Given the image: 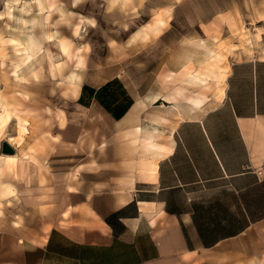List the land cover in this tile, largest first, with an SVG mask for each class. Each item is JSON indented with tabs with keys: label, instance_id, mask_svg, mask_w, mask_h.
<instances>
[{
	"label": "crops",
	"instance_id": "1",
	"mask_svg": "<svg viewBox=\"0 0 264 264\" xmlns=\"http://www.w3.org/2000/svg\"><path fill=\"white\" fill-rule=\"evenodd\" d=\"M214 4L211 14L230 19L223 31L233 30L231 41L222 39L233 43L225 96L191 113L166 92L143 91L121 120L94 102L91 143L102 144L103 164L89 173L115 176L108 180L0 166V264H233V244L256 237L264 245V0H233L232 12ZM215 43L199 40L197 55L167 68L197 67ZM154 128L155 142L171 152L140 151ZM55 139L40 159L56 157ZM146 165L155 178L142 177Z\"/></svg>",
	"mask_w": 264,
	"mask_h": 264
},
{
	"label": "rangeland",
	"instance_id": "2",
	"mask_svg": "<svg viewBox=\"0 0 264 264\" xmlns=\"http://www.w3.org/2000/svg\"><path fill=\"white\" fill-rule=\"evenodd\" d=\"M215 1L42 0L39 6L35 0H0V112L3 104L12 112V121L0 141V166L13 168L4 163L3 142L11 140L15 155L21 158L28 150L37 156L39 151H48V141L54 136L56 157L41 159L48 170L50 166L66 168L75 172L80 182L115 177L89 173L103 164V149L100 142L91 143L94 118L89 112L94 102L89 108L80 104L84 86L99 88L114 76L131 97L155 89L166 92L164 98L175 96L177 108L183 106L191 113H195L191 98L204 95L207 101L221 100L233 85L229 79L233 63L227 58L233 43L227 46L228 41L222 39L231 41L233 30L223 31L230 21L226 15L211 14L218 11ZM217 2L231 8L227 12L233 11V0ZM158 15L164 24L147 31L146 25L154 23ZM200 19L206 28H198ZM29 36L41 48L31 60L24 57ZM204 39L211 40L213 46L218 42V47L208 51L197 67L190 64L187 73L210 74L211 67H206L210 61L215 72L226 74L223 83L210 79L206 86H198L183 76V70L171 73L167 68L168 63L177 69L190 61L198 47L204 48L199 44ZM73 75L81 87L77 99L65 96ZM246 81L238 80L236 85L244 87ZM94 135L100 141L101 131ZM70 145L72 158L67 156ZM140 151L146 149L141 146ZM246 259L251 260L246 264H264L261 240L254 237L233 244V264Z\"/></svg>",
	"mask_w": 264,
	"mask_h": 264
},
{
	"label": "bare ground",
	"instance_id": "3",
	"mask_svg": "<svg viewBox=\"0 0 264 264\" xmlns=\"http://www.w3.org/2000/svg\"><path fill=\"white\" fill-rule=\"evenodd\" d=\"M35 1L39 6L42 5V0H35ZM163 24H164L163 17L161 15H158L156 17V21H154V23H148L145 28L147 31H149L153 27L160 26ZM25 43H26V49L24 52V57H26L27 60H31L40 51V49H41L40 45L37 43V41L32 36H29L28 38H26ZM212 58H215V57H212ZM210 63H211L210 61L206 62V67H207V65L209 67H211L209 69V70H211L210 74L192 75L190 73H187V71L189 72V69H190V64H189L188 66L184 67L183 76L188 78L191 83L196 84L198 86H206L209 83L210 79H215L216 83L225 82L226 74L220 73V72H215L214 71V68H215L214 65H211ZM52 67L54 68V65H52ZM80 93H81V87L79 86L78 82L76 81L75 75H73L70 79L69 86L66 90L65 96L77 99V98H79ZM223 94H224V91H223ZM179 95H181V94L179 93ZM165 99H167L169 102H172V101L175 102L176 97L170 96V97H166ZM189 100H190L193 108L201 110L202 106L207 101V97L204 95H198L197 97L191 98ZM1 108H2V111L0 112V128H1L0 141L2 142L5 130L8 126V124L12 121V119H11L12 112L8 109L7 105H5V104H3L1 106ZM62 121L64 122V120H62ZM24 129L27 130L26 128H24ZM173 130H174V128L169 129L168 133L172 135ZM161 131L163 133L165 132L164 129ZM158 133H160V131H158V129H156V128H154L152 131H147L142 138V143H141L142 146L146 150L152 149V150L160 152V153L161 152L162 153L171 152L170 148H167L166 146L157 144L155 142L154 139ZM8 142L10 143L11 146L13 145L11 140ZM5 159L7 161V164L12 166L14 169L24 168L29 163H33L40 168L45 167L44 162H42V160L34 153L33 150H28V152H26L25 155L22 154L21 158L17 157V155H12V156L11 155H5ZM154 170H155L154 165H152L151 167H149V165L144 166L143 171H142V177L147 179V180H149L151 178H155L156 175L154 173Z\"/></svg>",
	"mask_w": 264,
	"mask_h": 264
},
{
	"label": "trees",
	"instance_id": "4",
	"mask_svg": "<svg viewBox=\"0 0 264 264\" xmlns=\"http://www.w3.org/2000/svg\"><path fill=\"white\" fill-rule=\"evenodd\" d=\"M93 102L99 103L115 120L124 118L134 104L133 98L119 79L108 81L99 88L84 86L80 104L89 108Z\"/></svg>",
	"mask_w": 264,
	"mask_h": 264
},
{
	"label": "water",
	"instance_id": "5",
	"mask_svg": "<svg viewBox=\"0 0 264 264\" xmlns=\"http://www.w3.org/2000/svg\"><path fill=\"white\" fill-rule=\"evenodd\" d=\"M1 152L3 155H15L16 151L15 149L8 143L3 142Z\"/></svg>",
	"mask_w": 264,
	"mask_h": 264
},
{
	"label": "built area",
	"instance_id": "6",
	"mask_svg": "<svg viewBox=\"0 0 264 264\" xmlns=\"http://www.w3.org/2000/svg\"><path fill=\"white\" fill-rule=\"evenodd\" d=\"M260 174H261V172H260Z\"/></svg>",
	"mask_w": 264,
	"mask_h": 264
}]
</instances>
